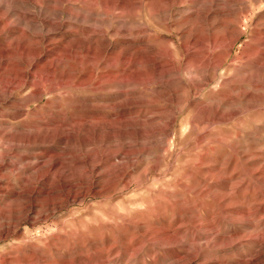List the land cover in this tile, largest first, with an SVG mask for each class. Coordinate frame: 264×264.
Masks as SVG:
<instances>
[{"label": "rangeland", "instance_id": "1", "mask_svg": "<svg viewBox=\"0 0 264 264\" xmlns=\"http://www.w3.org/2000/svg\"><path fill=\"white\" fill-rule=\"evenodd\" d=\"M0 136V264H264V0H0Z\"/></svg>", "mask_w": 264, "mask_h": 264}, {"label": "bare ground", "instance_id": "2", "mask_svg": "<svg viewBox=\"0 0 264 264\" xmlns=\"http://www.w3.org/2000/svg\"><path fill=\"white\" fill-rule=\"evenodd\" d=\"M242 35V33H239L238 34V36H237V38H234L235 40H233V41H231V43H230V45H229V52H230V49H231V47H233V45L235 44V42L239 39V37ZM230 53H227V55L226 56H224V58H223V61H225L226 59H227V57H228V55H229ZM25 81V80H24ZM24 81H23V83H24ZM53 81V80H52ZM20 108H22V107H20ZM23 110V109H22ZM18 111V110H17ZM21 111V110H20ZM13 112V111H12ZM11 112H9V114H10ZM19 113V112H18ZM31 114H33V113H31ZM12 115V114H11ZM15 116V115H14ZM18 116V115H17ZM21 116V115H20ZM23 116V115H22ZM13 117V116H12ZM16 117V116H15ZM14 117V118H15ZM20 118V117H19ZM71 119V118H70ZM65 120V119H64ZM63 121V120H62ZM37 122H38V120H37ZM66 122V121H65ZM62 125V124H61ZM71 125V124H70ZM14 126H16V125H14ZM41 126V125H40ZM69 126V125H68ZM46 127V126H45ZM73 127V126H72ZM11 128V127H10ZM34 128V127H33ZM35 128H37V127H35ZM71 128V127H70ZM65 129H66V127H65ZM40 130V129H39ZM38 130V131H39ZM25 131V130H24ZM35 131V130H34ZM52 131V130H51ZM27 132V131H26ZM31 132V131H30ZM33 132V131H32ZM69 132H70V130H69ZM27 134V133H26ZM25 134V135H26ZM6 135V134H5ZM8 135V134H7ZM19 136V135H18ZM29 136H30V134H29ZM28 135L27 136H24L23 138H19L18 140H17V136H15V133H14V135H12V134H10V137L8 138V140L12 143L11 144V149L13 150V149H16V148H18V149H26V147H28L30 144H35V143H37L38 141H36V140H32L30 137H29ZM59 136H60V134H59ZM1 137V136H0ZM6 137V136H5ZM61 137H63V136H61ZM71 137H73V136H71V135H69V136H67L66 138H71ZM2 138V137H1ZM60 138V137H59ZM46 139H47V137H46ZM56 139H58V138H56ZM55 139V140H56ZM72 139V138H71ZM2 140V139H1ZM49 140V139H48ZM52 140V139H51ZM54 140V142H56ZM40 141V140H39ZM47 141V140H46ZM1 143V142H0ZM2 143H4V141H2ZM1 143V144H2ZM63 143V142H62ZM69 143V142H68ZM52 145V144H51ZM4 145H1L0 147H3ZM35 146V145H34ZM6 147V146H5ZM3 147V149L4 150H6V148H8L9 149V147ZM55 147V146H54ZM57 147V146H56ZM32 149H41V148H39V147H36V148H32ZM11 150V151H12ZM14 151V150H13ZM29 151V150H28ZM3 152V151H2ZM8 152V151H7ZM46 152V151H45ZM38 153V152H37ZM44 153V152H43ZM26 154V153H25ZM18 155L19 154H17V155H13V156H11V154H8V153H4L3 154V160H6V158L5 157H9V158H14V157H16V158H19L18 157ZM22 155V154H21ZM41 156H43V154L41 155ZM39 154H37V155H25V156H23V157H21L23 160H29V162H27V163H25L24 164V166H23V168L24 169H22V167H21V169L22 170H24V171H31L33 168H34V166L31 164L32 162L30 161L31 159H39L40 157H41ZM70 157V156H69ZM68 158V157H67ZM8 159V158H7ZM20 159V158H19ZM72 159V158H71ZM16 161H17V159H15ZM41 162V161H40ZM18 163V162H17ZM39 163V162H38ZM59 163V162H58ZM57 162H53L52 164H50V166H49V168H48V170H47V174L50 172V170H53V168L54 167H56V165L58 164ZM37 165V164H36ZM35 165V166H36ZM71 166V165H70ZM2 167H6L11 173L15 170V161L14 160H11L9 163H5L4 165H1L0 164V169L2 168ZM20 167V166H19ZM68 167V166H67ZM71 168V167H70ZM69 169V168H68ZM38 170V169H37ZM20 170H18L17 172H19ZM71 171V170H70ZM16 174V173H15ZM18 174V173H17ZM19 174H21V173H19ZM11 175V174H10ZM22 175V174H21ZM3 176V175H2ZM8 176V175H7ZM7 176L4 178V179H0V192H4L5 191V189L6 188H8V187H6V186H8L9 184H10V182L8 181L9 180V178H7ZM13 176H15V175H13ZM52 176V175H51ZM22 177H26V175H24V176H22ZM44 177H45V179H46V177H47V175H42V174H39V176H37L36 178H38L39 179V181H41L40 179H42V180H44ZM27 178H29V177H27ZM16 180H18V179H16ZM20 185V184H19ZM26 185H28V184H26ZM5 187L4 188V190H2V187ZM12 186V185H11ZM67 187H69V190H68V192H70V188H71V185L69 184V185H67ZM73 187V186H72ZM25 188V187H24ZM38 188V187H37ZM24 190V189H23ZM31 191V190H30ZM33 191L35 192V194H40V193H48L47 191H44V190H41V189H36V188H34L33 189ZM51 191V190H50ZM30 193V192H29ZM52 193H53V191H52ZM24 194V192L22 191V193L21 192H14V195H16V196H21L22 197V195ZM65 194H66V192H65ZM3 196V195H2ZM75 196V195H74ZM4 197V196H3ZM71 198V197H70ZM35 206V203H34V200L32 199V200H28L27 201V207H29V208H33ZM10 223V222H9ZM9 223H6L5 224V226L7 227L8 225H9ZM4 227V226H3ZM1 231V230H0ZM5 233V232H4ZM6 237H8V236H6Z\"/></svg>", "mask_w": 264, "mask_h": 264}]
</instances>
